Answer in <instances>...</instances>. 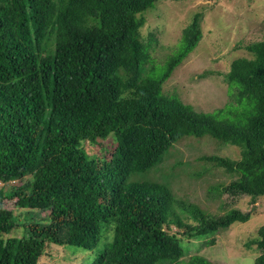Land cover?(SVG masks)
I'll return each instance as SVG.
<instances>
[{"label":"trees","instance_id":"16d2710c","mask_svg":"<svg viewBox=\"0 0 264 264\" xmlns=\"http://www.w3.org/2000/svg\"><path fill=\"white\" fill-rule=\"evenodd\" d=\"M159 1L0 0V264H38L46 244L90 251L108 238L91 264H178L184 240L250 219L231 202L264 197V40L221 75L230 101L197 113L162 86L200 42L202 13L157 70L139 30ZM185 137L240 149L237 161L200 159L237 176L221 190L230 200L220 215L143 177L164 171ZM252 246L253 264H264V225Z\"/></svg>","mask_w":264,"mask_h":264},{"label":"rangeland","instance_id":"374dc122","mask_svg":"<svg viewBox=\"0 0 264 264\" xmlns=\"http://www.w3.org/2000/svg\"><path fill=\"white\" fill-rule=\"evenodd\" d=\"M201 12V40L183 62L174 69L163 84L164 94L174 96L197 113H212L221 109L230 99L221 75L229 70L238 58H250L245 47L264 40V0H161L155 8L144 14L145 24L139 30L143 41L153 40L149 54L157 70L178 43L182 30L195 13ZM205 73H208L205 75ZM204 74L203 77L200 75ZM110 145L107 143L105 147ZM99 153L95 146L88 148ZM167 156V157H166ZM204 156H218L237 161L240 149L223 146L205 137H185L165 155L158 174L149 173L145 179H155L167 186L177 201L192 204L210 216L226 211L230 197L221 190L237 176L201 161ZM0 183V188H1ZM7 185L4 190L9 191ZM10 207L13 200L9 201ZM231 207L250 212L246 223H234L227 230L198 240L183 241V257L178 264L199 255L213 264H253L257 255L255 246L246 244L254 240L258 229L264 225V197L251 203L248 197L237 198ZM37 221L40 217H36ZM171 220V218H169ZM182 220L192 223L185 214ZM44 221V220H43ZM182 230H177L181 234ZM23 229L14 230L9 236L20 238ZM111 239L101 240L93 250L73 246L46 244L48 255L38 264H91Z\"/></svg>","mask_w":264,"mask_h":264}]
</instances>
